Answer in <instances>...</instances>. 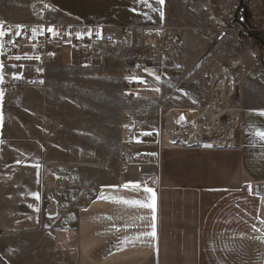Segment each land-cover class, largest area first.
I'll return each instance as SVG.
<instances>
[{"label": "crops", "instance_id": "obj_1", "mask_svg": "<svg viewBox=\"0 0 264 264\" xmlns=\"http://www.w3.org/2000/svg\"><path fill=\"white\" fill-rule=\"evenodd\" d=\"M23 1L21 4L19 0H0V21L27 23L43 29L65 24L73 26L75 31L78 28V33L99 32V58L95 60L64 48L59 60L44 69L40 86L32 87L25 95H4L0 103L3 116L0 166L7 151L20 159L11 172L10 182L0 185V259L3 263L264 264V223H261L264 200L249 190L253 182L264 184V141L254 135L256 129L264 130V116L258 115L264 110V83L255 81V87L247 89L244 85L241 89L244 107L236 146L178 147L183 137L168 125L175 137L166 132L163 143L159 115L149 114L144 120V129L136 134L143 157L124 168L123 154L128 150L127 136L122 132L126 110L124 94L130 93L129 89L138 90L137 97L130 93L131 107L146 110L159 109L166 97L159 67L145 62L140 74L126 73L129 62L140 60L135 57L138 38L135 33L126 34V30L165 26L167 0L163 5L157 0H147V4L142 0ZM49 8L59 15L58 21L48 17ZM26 12L31 15L37 12L39 19L28 18L30 15ZM102 59L115 63L120 75L112 124L115 142L103 143L105 149L101 152L98 148L84 150L82 141L76 142L72 150L68 132L73 129L83 138V118L75 115L74 122H68L67 113L62 109L56 119L55 104L61 110L60 103L66 101L63 95L67 85L63 82L68 71L82 78ZM36 71L34 61L27 57L14 58L3 69L4 76L20 74L28 79ZM176 109L181 111L179 115L186 110ZM90 126L94 128L93 124ZM93 130L84 131L92 136ZM39 153L41 156L43 153L120 154L119 176L117 173L113 182L97 186L94 196L80 208L74 230L66 225L68 181L65 178L68 171L79 172L83 167L60 164L57 181L42 183L40 167L28 164L31 156L37 158ZM87 168L98 170L99 166ZM0 174L2 178V169ZM136 182L146 184L156 194V237L142 236L135 243L125 244L126 237L152 230L151 209L129 207L100 197L103 193L105 197L145 199L142 190L131 189V184ZM124 184L130 187H121ZM33 193H38L39 199ZM140 216L147 219H130ZM50 233L55 235L42 244V239ZM74 236L76 244L67 250L63 245ZM49 243L55 246L50 248Z\"/></svg>", "mask_w": 264, "mask_h": 264}, {"label": "rangeland", "instance_id": "obj_2", "mask_svg": "<svg viewBox=\"0 0 264 264\" xmlns=\"http://www.w3.org/2000/svg\"><path fill=\"white\" fill-rule=\"evenodd\" d=\"M19 2L24 3L23 0H19ZM243 3L247 5L249 15L252 16L250 21L246 20V10L242 9ZM243 3L241 4V0H167V22L165 26L179 33L183 42V51L180 73H163L166 97L159 114L163 134L168 125L173 131L182 135L183 131L176 128L179 127L177 122L180 115L178 114V117L173 115L177 110L171 112L176 108H193L198 111L200 113L198 114V125L204 128L206 136L213 133L214 130L208 125L209 120L203 116V111L209 106L222 103L221 95L218 94L217 90L218 78L213 75V68L218 64L231 70L235 83L240 89L244 85L247 89L255 87L257 85L255 81L264 83V44L257 40L258 35L264 40V0H243ZM53 11L49 8L48 17L55 22L58 21L59 15L57 16ZM236 12L238 13L237 17ZM26 14L30 15L28 18L39 19L37 12L33 15L28 12ZM242 22L247 24V28ZM35 28L39 32L43 29L39 26H35ZM76 32H79L78 28H76ZM135 50V57L139 58L137 57L138 46ZM31 60L33 61V59ZM136 63V61L129 62L130 65ZM63 84L67 85L66 93L63 95L66 97V101L60 103L61 110L58 108V103L55 104L56 119L59 117V112L65 109L68 122H74L75 115H79L83 118L84 125L83 138L79 135L80 132L76 133L73 129L72 132H68L69 146H72L71 149L73 150L76 142L82 141L84 150L86 148H98L100 152L103 151L105 149L102 146L103 143L106 141L115 142L112 124L115 120V104L120 84V75L116 69V64L106 63L102 59L90 67L82 78L78 74L68 71ZM129 90L131 94L137 97L138 90ZM239 100L244 107L242 94ZM227 103L231 104L230 97ZM223 122L225 121L219 117L218 126H222ZM239 122L240 118L238 119L237 131L234 132L235 139L233 136L234 142L231 145L222 142L216 144L215 141H212L211 145L202 148L224 149L236 146L239 137ZM86 124L87 126H85ZM91 124L94 128L90 126ZM169 128H167L168 136L175 137L173 135L175 133ZM92 129H94L92 136L91 133L85 134V131L88 132ZM182 140L178 147L184 148L187 145L183 143L185 140ZM192 140L199 141L198 139ZM198 144L200 143L194 145ZM41 154L39 153L37 158L31 156L28 164L29 166L39 164L42 171V183L47 182L48 184L49 182L52 184L57 181L60 164H65L67 167H83L79 172L74 169L68 171L65 178L68 181L66 189L68 219L66 225L69 230H74L80 208L94 196L97 186L101 187L108 182H113L117 173L119 176L121 172L120 154L43 153V156ZM17 160L20 159L14 157L13 153H9V151L4 153L3 163L0 166L2 169L0 181L10 182L11 172L17 165ZM25 161L26 158L21 162ZM90 165L99 166V169L87 168ZM54 176L56 179H53ZM54 235L53 233L48 234L47 238L42 239V244L45 241L46 243L49 242L51 240L49 238ZM67 240V244L63 246L70 250L69 247L76 244L75 236ZM54 246L55 244L49 243L50 248Z\"/></svg>", "mask_w": 264, "mask_h": 264}, {"label": "built area", "instance_id": "obj_3", "mask_svg": "<svg viewBox=\"0 0 264 264\" xmlns=\"http://www.w3.org/2000/svg\"><path fill=\"white\" fill-rule=\"evenodd\" d=\"M3 22H5V30L9 33V36L3 38L4 48L1 54L3 64L9 63L17 56L21 58L32 57L31 59H33L37 68L35 75L31 79L25 77L15 79L12 75L4 76V83L0 87L3 89L4 95H25L32 87L40 86L44 79V69L48 65L58 61L60 53L66 47L73 51H79L83 55H89L95 60L99 58V37L94 32H91V35L82 32L81 38H77V33L73 26L58 24L53 26L59 33L58 35L53 36L45 27L42 34L33 37L31 31L34 28L33 25ZM17 25H23L24 27L23 29H17ZM17 31H20L21 34L14 35ZM132 32L138 38L137 46L140 60L136 64L126 66L127 74H140L142 65L145 62L159 67L165 74H169L170 72L180 73L179 68L181 66L183 42L177 31L167 26L138 29L129 28L126 30V34ZM148 32L150 36L147 35ZM9 40L14 41V43L9 42ZM37 56L39 59H35ZM38 69L42 71H38ZM132 100L133 97L130 93L124 94L123 103L126 105V110L124 111L125 117L122 123V132L127 136L126 147L128 148L126 153L123 154L122 166L124 168L135 159L143 157L140 145L136 142V134L144 129L143 124L146 117L149 114L159 115L160 109L163 107L162 105L159 109L150 110L135 108L131 107ZM182 113H185V110ZM242 113L243 108H241L240 116ZM260 184L262 183L253 182L251 189L256 193L258 192L261 196H264L259 191Z\"/></svg>", "mask_w": 264, "mask_h": 264}, {"label": "bare ground", "instance_id": "obj_4", "mask_svg": "<svg viewBox=\"0 0 264 264\" xmlns=\"http://www.w3.org/2000/svg\"><path fill=\"white\" fill-rule=\"evenodd\" d=\"M147 35L150 36V33L148 32ZM213 75L216 78H218L217 90H218V94L221 95L222 103H218L207 107L203 111V116H205L206 119L208 118L209 120L208 125L214 131L210 135L206 136L204 128L202 126H199L197 122L198 114L200 113L195 109H192L196 119L194 121H189V120L179 121L178 118L177 124L179 127L176 128L177 129L180 128V130L183 131L182 137L185 140V142L187 143L194 142L193 144L195 143H200V144L187 145L185 143L187 145L186 147L202 148L203 146L211 145L212 141H215L216 144H218V142H222L226 145H231L234 142L233 141L234 132L236 133L237 131L240 111L241 108H243L239 100V97H241V89L235 83V79L229 68L225 66L222 67L218 64L213 68ZM229 97L231 98V104L227 103ZM175 110L177 111L173 115L178 117L179 109H174L171 112H174ZM168 113L166 114V117ZM219 117L225 121L223 122V124H221L222 126L220 127L218 126ZM166 132H167V127L165 129V133L163 136V143ZM192 139H198L199 141H193ZM171 147H176V146H171ZM4 183H5L4 180L0 181V184H4ZM260 185L261 187L259 191L264 195V184H260ZM0 264H4V263L0 260Z\"/></svg>", "mask_w": 264, "mask_h": 264}, {"label": "snow or ice", "instance_id": "obj_5", "mask_svg": "<svg viewBox=\"0 0 264 264\" xmlns=\"http://www.w3.org/2000/svg\"><path fill=\"white\" fill-rule=\"evenodd\" d=\"M143 3L147 4V0H142ZM157 2L161 5H163L164 3V0H157ZM45 7H49L48 5H45ZM161 17H163V13L161 12ZM4 23L3 21H0V54H2V49L4 48V42H3V38L4 37H7L9 36V33L5 30L4 28ZM17 29H23V25H17L16 26ZM32 35L33 37H35L36 35L38 34H42V31H40L38 33V29L37 28H33L32 30ZM47 31L49 33H51L53 36H56L58 35L59 33L54 29V27H49L47 28ZM21 32L20 31H17L16 33H14V35H20ZM89 35H91V33H88ZM77 38H81V33H77ZM96 35L99 37L100 36V33L97 32ZM9 42L11 43H14V41H11L9 40ZM33 47H35V45H33ZM21 57L17 56L15 57V59H20ZM29 59H31L32 57H27ZM35 59H39V57H35ZM3 69H4V64L3 62H0V84H3L4 83V72H3ZM38 71H42L41 69H38ZM14 78L15 79H20L21 78V75L20 74H14ZM132 79H138V78H132ZM156 79L158 80L159 77H156ZM141 82H144V81H141ZM156 91H159V89H155ZM3 97H4V91L3 89H0V103H2L3 101ZM258 115H261V116H264V110H261L258 112ZM183 118V117H182ZM2 119H3V116H2V113H0V123H2ZM254 135L257 136L260 140L264 141V130H261V129H256L254 131ZM36 168H39V164L35 165ZM110 187H113V188H116L118 186H110ZM121 187L125 188V189H128L130 187L129 184H124L122 185ZM131 189L133 191H143V193L145 194V199H128V198H125L123 196H109V197H105L103 195V193H101V197L102 199H109L111 200V202L113 203H117V204H122V205H126V206H129V207H139V208H146V209H151L152 211V216H151V224H150V227H151V231L150 232H143V233H140L132 238H125V241L124 243L127 244V243H135V241L137 240H140L142 236L144 237H147V236H150L152 238H155L156 237V224H155V221H156V194L154 192V190L150 187H147L146 184L145 185H141L139 182H136V183H132L131 184ZM249 190L251 191V186H249ZM33 195L39 199V194L38 193H33ZM256 195H260L258 192L256 193ZM261 199L264 200V196H261ZM108 219H111V217H109ZM132 220H136V219H139V220H145L147 219L146 217L144 216H140V217H132L130 218ZM261 223H264V220L261 221ZM253 228H255V225H253Z\"/></svg>", "mask_w": 264, "mask_h": 264}, {"label": "water", "instance_id": "obj_6", "mask_svg": "<svg viewBox=\"0 0 264 264\" xmlns=\"http://www.w3.org/2000/svg\"><path fill=\"white\" fill-rule=\"evenodd\" d=\"M243 3V0H241V4ZM238 12V11H237ZM236 12V17L238 16V13ZM243 25L247 28V24L245 22H242ZM258 39H260V41L264 44V40L258 35L257 36ZM183 117V118H182ZM196 119L195 115L193 114L192 108H187L185 110V113H182L179 116V121H185V120H189V121H194Z\"/></svg>", "mask_w": 264, "mask_h": 264}, {"label": "trees", "instance_id": "obj_7", "mask_svg": "<svg viewBox=\"0 0 264 264\" xmlns=\"http://www.w3.org/2000/svg\"><path fill=\"white\" fill-rule=\"evenodd\" d=\"M246 7H247V5H245V3H243V5H242V9H245V10H246V12H245L246 20H247V21H250L252 16L249 15L248 7H247V8H246ZM249 28H252V27L249 26ZM253 35H254V34H253ZM255 35H257V34H255ZM255 37H256V36H255ZM257 40H260V39L257 38Z\"/></svg>", "mask_w": 264, "mask_h": 264}]
</instances>
